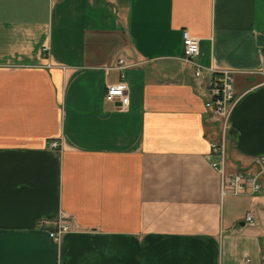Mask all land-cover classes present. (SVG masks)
<instances>
[{"label": "crops", "instance_id": "crops-1", "mask_svg": "<svg viewBox=\"0 0 264 264\" xmlns=\"http://www.w3.org/2000/svg\"><path fill=\"white\" fill-rule=\"evenodd\" d=\"M184 30L234 72L229 168L254 170L264 0H0V264H264V176L222 195Z\"/></svg>", "mask_w": 264, "mask_h": 264}, {"label": "built area", "instance_id": "built-area-1", "mask_svg": "<svg viewBox=\"0 0 264 264\" xmlns=\"http://www.w3.org/2000/svg\"><path fill=\"white\" fill-rule=\"evenodd\" d=\"M199 54V39L191 35L187 30H184L182 63L193 67L199 93L206 98V108L213 118L220 121V135L218 140L213 143L209 163L220 175L222 195L240 196L247 193H260L262 191L261 178L264 176V154L255 158L254 170L248 168H229L227 132L235 102L234 72L232 70L217 71L212 68H205L197 62ZM124 61V58H120V65ZM105 99L110 102L119 100L123 106H126L129 102L126 85L124 83L109 85ZM50 146L56 148L58 142L52 141L50 142ZM247 186H249V190ZM252 218V214L247 215V221L252 222ZM73 227V220H69L64 215L50 232V237L54 242L59 243L62 234L72 230ZM249 261L247 258L246 262Z\"/></svg>", "mask_w": 264, "mask_h": 264}]
</instances>
